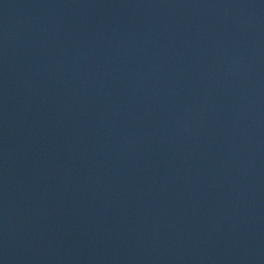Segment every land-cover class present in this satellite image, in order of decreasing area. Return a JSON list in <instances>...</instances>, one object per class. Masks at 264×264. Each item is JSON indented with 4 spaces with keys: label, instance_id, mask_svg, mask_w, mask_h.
Masks as SVG:
<instances>
[{
    "label": "water",
    "instance_id": "95a60500",
    "mask_svg": "<svg viewBox=\"0 0 264 264\" xmlns=\"http://www.w3.org/2000/svg\"><path fill=\"white\" fill-rule=\"evenodd\" d=\"M0 264H264V182L45 0H0Z\"/></svg>",
    "mask_w": 264,
    "mask_h": 264
}]
</instances>
